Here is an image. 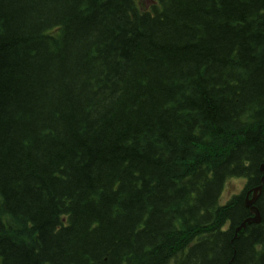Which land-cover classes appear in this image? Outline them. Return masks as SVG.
<instances>
[{
    "label": "trees",
    "instance_id": "16d2710c",
    "mask_svg": "<svg viewBox=\"0 0 264 264\" xmlns=\"http://www.w3.org/2000/svg\"><path fill=\"white\" fill-rule=\"evenodd\" d=\"M261 166L264 0H0V264H264Z\"/></svg>",
    "mask_w": 264,
    "mask_h": 264
},
{
    "label": "water",
    "instance_id": "95a60500",
    "mask_svg": "<svg viewBox=\"0 0 264 264\" xmlns=\"http://www.w3.org/2000/svg\"><path fill=\"white\" fill-rule=\"evenodd\" d=\"M260 169H261V171H264V166H261ZM261 183H264V176L261 180ZM251 192H252V197L250 200H247V199L245 200V206L250 209V212L253 215V217H249V218L245 219L240 224V226L237 227L236 231H239L241 228H244V226L246 224H248V225L249 224H257L260 222L259 213H258L257 209L255 208L254 203H255L257 197L259 196V194L261 193V186L253 189ZM247 194H249V192Z\"/></svg>",
    "mask_w": 264,
    "mask_h": 264
},
{
    "label": "rangeland",
    "instance_id": "374dc122",
    "mask_svg": "<svg viewBox=\"0 0 264 264\" xmlns=\"http://www.w3.org/2000/svg\"><path fill=\"white\" fill-rule=\"evenodd\" d=\"M242 186V181L231 180L230 182H228L221 194L220 203H225L231 198V196L238 194Z\"/></svg>",
    "mask_w": 264,
    "mask_h": 264
}]
</instances>
